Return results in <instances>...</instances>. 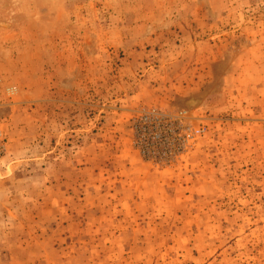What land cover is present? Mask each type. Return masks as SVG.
Here are the masks:
<instances>
[{
    "label": "rangeland",
    "instance_id": "1",
    "mask_svg": "<svg viewBox=\"0 0 264 264\" xmlns=\"http://www.w3.org/2000/svg\"><path fill=\"white\" fill-rule=\"evenodd\" d=\"M0 264H264V0H0Z\"/></svg>",
    "mask_w": 264,
    "mask_h": 264
}]
</instances>
